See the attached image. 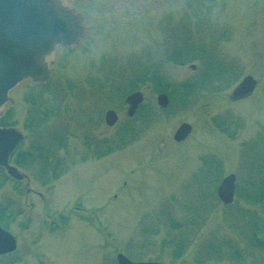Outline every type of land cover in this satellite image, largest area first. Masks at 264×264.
<instances>
[{"label": "rangeland", "instance_id": "374dc122", "mask_svg": "<svg viewBox=\"0 0 264 264\" xmlns=\"http://www.w3.org/2000/svg\"><path fill=\"white\" fill-rule=\"evenodd\" d=\"M67 2L87 18L83 40L69 53L56 51L47 87L25 81L13 89L6 110L25 132L20 151H27L36 135L26 126V97L52 84L63 111L52 112L45 131L54 129L53 138L75 154L58 164L57 177L48 169L38 175L39 164L13 163L30 181L0 183V207L10 206L7 227L18 239L0 264H118L119 253L166 264H264V248L251 241L252 223L264 222V203L243 197L264 192V0ZM175 47L200 54L184 65L164 62L161 72L174 86L200 85L186 104L158 111L150 123L131 119L126 97L112 96L110 84L125 86L136 67L146 72ZM248 75L257 80L254 91L232 100ZM140 85L144 104L162 109L153 82ZM102 98L119 115L114 126L102 121ZM216 119H227L228 129ZM184 122L193 129L178 142ZM127 125L138 133L121 141ZM230 173L236 195L226 205L217 187ZM6 174L0 169V182Z\"/></svg>", "mask_w": 264, "mask_h": 264}, {"label": "water", "instance_id": "95a60500", "mask_svg": "<svg viewBox=\"0 0 264 264\" xmlns=\"http://www.w3.org/2000/svg\"><path fill=\"white\" fill-rule=\"evenodd\" d=\"M87 28L83 13L67 0H0V119L5 113L6 104L11 101L10 92L28 80L35 84L48 81L58 46L78 45ZM191 68L196 69V65H191ZM256 85L257 80L253 76H246L233 90L231 99L249 96ZM157 100L161 107L169 106L168 94H159ZM143 101L142 91L131 93L126 99L128 114L134 116ZM117 120V113L109 110L106 114L107 124L112 126ZM192 129L190 123H182L174 135L175 140H185ZM24 138L19 128L0 126V166L18 180L27 175L10 164V157ZM217 192L224 203H232L236 192V175L232 173L226 176ZM16 249V236L0 226V255ZM117 259L119 264H166L135 262L123 253H119Z\"/></svg>", "mask_w": 264, "mask_h": 264}, {"label": "trees", "instance_id": "16d2710c", "mask_svg": "<svg viewBox=\"0 0 264 264\" xmlns=\"http://www.w3.org/2000/svg\"><path fill=\"white\" fill-rule=\"evenodd\" d=\"M199 52H203V49H200ZM165 58L163 61L157 64H149L148 69L146 72L144 71H139L143 70V67H146L144 65H141L139 67H136V77H132L125 86L122 84H110V87L108 88L109 92H111L112 96L115 95L116 93L121 92L123 97L127 96L129 93H131L134 90H139L141 89L140 83H145L147 81H150L151 83L153 82L154 87L156 88L157 92H167L170 96L171 99V104L170 105H176L181 102L182 104H186L190 100L191 92L194 91V89L200 85L199 80L195 82H185L183 84L174 86L172 85L171 82H168L167 75L162 71L159 67H162L164 62L167 63H172V64H180L184 65L188 62L194 61L196 58L197 54L199 55L197 51L193 52L190 50H187L185 48H173V50L170 53H164ZM195 56V57H193ZM212 69V68H211ZM213 72L217 75L223 76L225 71L220 68V69H212ZM134 71V70H133ZM110 96V95H108ZM36 93L31 92L30 97L28 98L29 100H32V105L36 104ZM149 104H143L140 109L138 110L137 117L141 121L142 124H147L150 123L153 118H155L158 115V111H169V109H157L155 107L147 106ZM34 110V109H32ZM37 111H30L28 121L30 122L29 125L31 129H34L37 127ZM1 125H17V121L14 120V112L9 110L5 116L0 120ZM138 131L134 125H127L124 128H122V132H120L119 136L122 138L121 141L123 140H129L132 136L137 135ZM130 137V138H129ZM135 137V136H134ZM32 149H33V155L27 156V154L20 153L17 157L15 158V163L16 164H24V161H26L29 157L30 163H35L37 161L36 157L38 156L37 150H36V145L32 144ZM206 165L207 163L204 162ZM45 165V166H42ZM40 166V173L41 175H44L46 173V169L49 164L45 163ZM46 167V168H45ZM1 169V168H0ZM10 177L6 174L5 178L3 179L2 182L4 183L9 179ZM250 184H253L251 182ZM2 185V184H1ZM244 199L255 202V201H261L264 203V192L258 193V196L254 195H249V194H244ZM8 206V207H7ZM1 206L0 207V223L4 225L5 227L8 226V219L10 218V214H8V211L10 209V206ZM9 208V209H8ZM264 227V222L263 224H256L255 222L252 223V244L257 247H263L264 248V240L259 238V235H261ZM7 264H12V262H8Z\"/></svg>", "mask_w": 264, "mask_h": 264}, {"label": "flooded vegetation", "instance_id": "af4514ba", "mask_svg": "<svg viewBox=\"0 0 264 264\" xmlns=\"http://www.w3.org/2000/svg\"><path fill=\"white\" fill-rule=\"evenodd\" d=\"M207 1H211V3H212L213 0H207ZM86 15L89 17L88 13ZM85 20L87 22L86 16H85ZM59 48H60V50L62 49V53L63 52L69 53L72 49L73 50L75 49L74 46L69 48V47H66L63 45L59 46ZM51 80H52V76L49 79V82H47L45 84H39L37 86L43 88L45 85H48L51 82ZM66 84L70 85V89L75 90V83L73 81H67ZM55 85H57V83ZM51 86H52V84L50 85V87ZM50 87H49V89L44 88L43 91L38 92L36 94V96H37L36 97V105H37L36 111H40L39 120H38L39 123L37 125V134H36L37 135L36 136V140H37L36 141V150H37L36 152L38 154V156L36 157V159H37L36 164L37 165L38 164H45V163L49 164L50 166H48L47 169L49 170L50 173H53L52 175L57 177L58 175L55 174V171L56 170L58 171V169H59L58 164L73 158V156L75 154L74 152L76 149L74 147H72V150L70 152L71 147L68 144V147L66 150L67 154L60 155V152H61L60 150H65V149L64 148L60 149L58 139L53 138V136L55 135V133H54L55 130L52 129V132L45 131V130H49L46 127H50V123H48V121H49L50 117L53 115L52 112L53 111H63V109L60 108L61 102H60V98L58 97V94L52 92L53 87L52 88H50ZM77 94H79V93H77ZM75 96H76V94H75ZM102 99H103V103H104V104H102L103 108L101 110V111H104V114L102 116V121H103V118L105 120L106 113L109 109H108L107 104H106V99L105 98H102ZM126 108L128 109V106H126ZM110 109H113V108H110ZM44 111H46V114L44 113ZM48 111H52V112H48ZM222 121H224L226 123L228 122L227 119H216L217 125H219L220 122H222ZM219 128H220V126H219ZM102 143L103 142L100 141V145L97 146V148L95 149V152H94V155L98 159H101L104 157L103 147L101 146ZM19 152H21V151L19 150ZM25 180H27L26 184L29 183V181H30V179L29 180L25 179ZM26 190H27V194H28L29 191L31 190V188L26 187Z\"/></svg>", "mask_w": 264, "mask_h": 264}]
</instances>
